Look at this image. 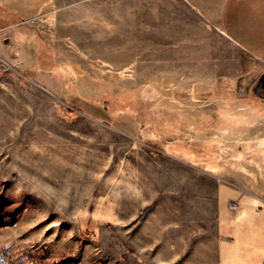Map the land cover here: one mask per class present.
Segmentation results:
<instances>
[{
	"label": "rangeland",
	"instance_id": "374dc122",
	"mask_svg": "<svg viewBox=\"0 0 264 264\" xmlns=\"http://www.w3.org/2000/svg\"><path fill=\"white\" fill-rule=\"evenodd\" d=\"M224 2L0 0V264H236L264 58Z\"/></svg>",
	"mask_w": 264,
	"mask_h": 264
},
{
	"label": "crops",
	"instance_id": "0c3cea01",
	"mask_svg": "<svg viewBox=\"0 0 264 264\" xmlns=\"http://www.w3.org/2000/svg\"><path fill=\"white\" fill-rule=\"evenodd\" d=\"M223 30L252 56L264 58V0H225ZM249 168L238 171L234 215L220 217L221 249L236 264H264V147L249 152Z\"/></svg>",
	"mask_w": 264,
	"mask_h": 264
},
{
	"label": "flooded vegetation",
	"instance_id": "af4514ba",
	"mask_svg": "<svg viewBox=\"0 0 264 264\" xmlns=\"http://www.w3.org/2000/svg\"><path fill=\"white\" fill-rule=\"evenodd\" d=\"M256 83H257V88L261 92H264V75H260L259 78L257 79Z\"/></svg>",
	"mask_w": 264,
	"mask_h": 264
},
{
	"label": "built area",
	"instance_id": "2783aa9c",
	"mask_svg": "<svg viewBox=\"0 0 264 264\" xmlns=\"http://www.w3.org/2000/svg\"><path fill=\"white\" fill-rule=\"evenodd\" d=\"M238 207V203L237 202H234L232 205H231V208L232 209H236Z\"/></svg>",
	"mask_w": 264,
	"mask_h": 264
}]
</instances>
